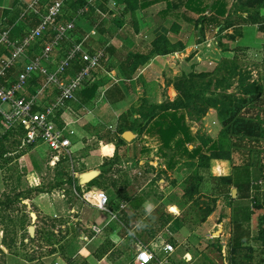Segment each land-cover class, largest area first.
Wrapping results in <instances>:
<instances>
[{
  "label": "crops",
  "instance_id": "1",
  "mask_svg": "<svg viewBox=\"0 0 264 264\" xmlns=\"http://www.w3.org/2000/svg\"><path fill=\"white\" fill-rule=\"evenodd\" d=\"M31 1L0 0V28L12 30L15 37L21 38L28 30L35 27L37 24L35 18L22 16L23 10ZM95 1L87 0V6L96 10L92 14L95 15L93 17L95 19L89 20L95 25V28L86 31L87 34H85L86 32L82 34L85 27L82 24V29L76 32L75 39L72 33L71 43L82 44L85 49L88 47L86 50L89 52L103 50L106 58L103 62V71L93 73L86 83L88 86L98 85L95 98L91 101L90 106H83L80 103L81 94L79 92L76 95V100L71 102H76L77 109L70 113L68 108L62 110L60 118L70 122V128L73 131L70 140L77 135L85 136L99 128H104L109 134L116 131L118 124L130 126L137 116L145 115L141 112L135 113L141 100L146 99L149 103L155 104L165 101L163 89L168 86V91H171L173 88L172 83L171 87L167 85L168 78L174 80L175 77L183 73L190 71L199 73L211 69L217 62L215 58L224 53L218 40L221 35L227 31L231 33L234 28L229 27L218 34L219 28L215 26L206 24L196 26L191 21L185 20L183 8L169 11L166 3L162 1L130 13L125 11V6L121 3L110 0L107 4L108 7L113 11H122L123 17L117 19L107 12L101 13L100 16ZM97 1L101 2V0ZM145 1L149 0H138V3ZM235 5L236 0L229 1V18L239 15L242 20H245L248 12L235 11ZM69 7L75 10L72 6ZM258 12L259 17L264 20V7L259 8ZM97 23L100 25L99 27ZM212 30L215 31L216 37L210 36ZM256 30V26L248 25L244 26L242 33L243 36L255 38L261 34ZM160 36H164L171 45L177 48L166 55L151 56L143 65H135L134 60H129L134 55L150 56L152 42ZM43 43L44 40L29 49L25 59L19 62L12 74L16 76L22 65L39 52ZM63 45L53 56V62L58 61L67 51ZM1 52L2 54L6 53L3 50ZM74 70L70 71V75L77 71ZM25 93L26 95L30 93L28 88ZM1 109L6 110L7 106H2ZM209 114L207 113L205 116L207 117ZM122 116H126V121L121 123L119 118ZM206 117H203L201 121H206ZM187 125L192 136L200 133V129L203 130L202 126L192 122L187 121ZM127 131L134 133L135 137L131 143L124 141L125 145L120 150V163L115 167H118L119 173H124V179L127 181L126 191L131 199L125 202L110 203L106 211H101L96 207V193L103 190L94 186L87 187V184L79 185L82 188V195L76 198L75 203L68 205L59 202V205L56 204V206L48 205L46 215L49 220L41 223L39 228L34 227V237L30 238L43 244L44 249L48 250L47 252L35 256L11 253L1 244L2 232L0 231V263L139 264L135 260L136 255L140 250H146L154 256L149 264H172L171 258L174 252L167 255L163 252L162 247L169 244L168 241L171 237L174 238L175 232L178 231L176 226L179 216L178 206L170 200L168 204H164L166 199H170L169 195H162V199L156 200L146 187L154 181L156 173L170 177L178 167L183 166L182 159H186V157L181 150L163 149L161 152L160 142L154 132L145 131L139 135L136 131ZM198 144V141H195L193 144H187L186 147L191 150ZM91 153V155H96L95 158L91 160L83 158L82 163L85 167H89V165L95 167L99 173L97 177H99L103 157L98 150ZM130 154L131 158L129 159ZM8 155L10 156V154ZM125 156L126 159H123ZM49 157L47 162L50 163ZM68 159L70 160L69 157ZM74 174L76 176V172ZM181 176L184 177V173ZM117 177L118 175H113L115 180ZM182 179L184 181L186 176ZM159 182H164V180L160 179ZM1 185L0 180V191ZM49 196L56 197L52 193L39 198H48ZM59 197L64 198L63 194ZM212 217L206 215L205 220L201 222L202 227L217 225L211 221ZM62 218L63 220H60ZM228 221L230 222V219ZM178 222L181 225V222ZM181 226V230H184L183 225ZM159 229L165 230L167 235L164 234V231L163 234L162 231H157ZM188 259H191V255L189 252H185L184 260L189 261Z\"/></svg>",
  "mask_w": 264,
  "mask_h": 264
},
{
  "label": "rangeland",
  "instance_id": "2",
  "mask_svg": "<svg viewBox=\"0 0 264 264\" xmlns=\"http://www.w3.org/2000/svg\"><path fill=\"white\" fill-rule=\"evenodd\" d=\"M48 1L49 0H47V2ZM252 3L254 5L257 4V2ZM73 12L74 10L69 6H65L59 23L69 21L73 16ZM90 12L77 19L73 31L74 39L77 37L76 32L79 29H82V24L85 26L84 30H82V34L95 28V25L89 21L91 18L95 19L93 18L95 15H92L93 13ZM227 23L234 28L231 33H228L227 31V33L221 35L218 40L224 53L222 56H217L215 58L217 60L216 64L206 72H213V69L221 65V62L224 60L234 61L238 66L240 77L235 79L233 87L228 91V93H233L238 79L245 83L257 81L261 84V82H263L264 31H260L261 29H259L257 25H253L256 26V31L261 34L255 38H252L251 36H243L242 31L244 30V26L252 24L242 22L239 15L231 16V18L225 22V25ZM97 25L98 27L100 26L98 23ZM261 28L264 29V25L261 26ZM87 32L85 34H87ZM210 36L216 37L214 30L210 32ZM41 41L42 40L38 42L41 43ZM71 42L70 37L69 40L62 43V45L64 44L63 48H70L69 45L74 44ZM86 49H88V47H86ZM12 77H15V75L13 74ZM167 81H169L167 84L169 86L173 82V80L169 78ZM163 95H165V101H174L177 98V92L173 88L171 91H168V86L163 89ZM66 109L69 113L75 111L77 109V104L69 103L65 110ZM207 113L210 114L207 117L205 116L206 121L194 119L196 120L194 123L203 127V130H199L203 138L206 140L211 139L213 141L218 140L220 130L223 126V123L221 122L223 119L220 118L218 113L214 110L210 109ZM62 120L61 117V124ZM0 123H3L2 119L0 120ZM110 137L111 136L107 134V131H105L104 128L89 132L85 134V136L77 135L73 137L71 139L72 146L70 150V160L68 162L62 159V161H55L54 164L47 162L49 153L44 146H39L35 149L33 148V150L29 149L24 155L18 159H11L10 162L9 160H0V180L2 184L0 201H4L6 194L14 195L16 192L30 191V189L34 187L44 186L45 188H49L54 184L64 183L61 185L62 191L56 189L51 190V192L48 193L49 195L54 193L56 196L55 198L49 196L48 198L40 199L39 197L45 194L30 193L29 195L28 193V199L23 200L21 203L22 205L19 203L12 205V209L15 211L10 213V221L6 217L7 213H1V216L5 219L3 220V218H0V231L4 228L7 229L8 227H12L10 230H14L15 233L12 242L13 245L8 249L9 252L35 256L48 251L47 249H44L43 244L30 240L31 238L28 233V228L30 226L39 228L41 223L49 220V217L46 215V208L48 205L56 206V204L59 205V202L68 205L75 203L77 191L67 183V180L70 177L77 179L80 175L96 171L95 167H91L92 165L85 167L84 163H82L83 158L89 160L95 158L96 155H91V152L98 150L100 155H102L103 163L100 166L101 172L108 171L109 167H105L104 163H108V165L113 163V161L116 160L115 156H119V159L121 160L120 150L122 149L121 147H118L115 142L110 143ZM231 143L232 142L229 144ZM3 144H5L7 146L6 148L10 149L9 151L11 152L10 156L7 155L5 158L10 159L22 151L20 148L15 152L13 137L9 138L8 141ZM244 145L245 144H242L241 146ZM248 147L249 146L241 147V150H249ZM250 147L254 150V152L250 154L253 161V170L254 172H260L258 175L261 177L259 179L261 182L259 181L257 183L260 186V192L263 195L264 171L262 172L260 169V163L264 162V152L259 151L261 149L259 146ZM225 149L230 151V146H225ZM124 152H126L125 149ZM203 152L209 155L206 148ZM229 156L231 157L228 158L224 156L221 160L211 158L207 161H200V165H203V167L206 166V168L203 169L196 168L200 167L199 161L197 160L191 161L189 159H182L184 161L182 164L183 166L178 167L174 174L168 177L164 176L165 174L156 173L154 181L146 187V189L154 195L156 200L162 199V195H169L168 198L170 197V199H166L164 204H168L172 201L178 206L179 216L177 217V220L181 222L184 230H181L182 226L177 221L176 226L178 231L175 232V237H171L168 241V243L175 249L171 258L172 264H264V233H262L263 238L261 239L260 226L258 225V219L262 217V214L264 216L263 211L256 212L253 216L251 235L255 238H260V240L249 242L252 246V252L248 251L246 247L233 252L230 245L231 224L228 219L231 217V207L250 204V201L238 200L237 194L235 193V196L233 195L235 189L232 186H221V183L216 182L212 177L216 176L217 178L229 179L231 178L235 167L245 164L240 152L230 151ZM130 158L131 154L129 156V159ZM123 159H126V156ZM257 159H260L261 162ZM257 161L260 163L257 164ZM179 162L181 163V161ZM114 171H116L115 173L118 175L115 180L116 182L112 183L111 180L113 179L110 180L108 178L111 176L106 175V182H104L103 185L111 187V190L113 191L125 190L127 188V181L124 179V173H119L118 167L114 168L113 172ZM74 172H76V176ZM182 173H184V177L186 176L184 181L182 179L184 177L181 176ZM200 174L203 178V182L199 188L198 194L194 193L193 195H190L189 191L196 187V179ZM160 179L164 180V182H159ZM253 181H256V179L254 178ZM112 184H116V187ZM63 192L66 193V196ZM57 193L59 195L63 194L64 198L59 197ZM161 206L163 207V205ZM160 211H162L161 208ZM30 213L36 214L37 219L35 222H32ZM206 215L213 216L211 221L217 223V225L212 227H202L201 222L205 220ZM60 220H63V218ZM157 231L162 230L159 229ZM163 231L165 232L164 234L167 235L166 231ZM7 241L10 242V239ZM185 252H189L191 255V259H188L189 261L184 260ZM250 256L251 260L249 263L246 257Z\"/></svg>",
  "mask_w": 264,
  "mask_h": 264
},
{
  "label": "trees",
  "instance_id": "3",
  "mask_svg": "<svg viewBox=\"0 0 264 264\" xmlns=\"http://www.w3.org/2000/svg\"><path fill=\"white\" fill-rule=\"evenodd\" d=\"M109 1L110 0H101V2L95 1L97 3L96 9L99 10V15L101 16V13L107 12L114 15L117 19L123 17L122 11H113L108 7L107 4ZM115 1L124 5L125 11H129L130 13L134 12L136 9H144L154 3L162 1L166 3L167 10L169 11L183 8V17H185V20L191 21L196 26L204 24L215 26L219 28L217 31L218 34H221L224 29L231 27L229 23L225 25V22L229 19L228 5L230 0H149L140 4L138 0ZM252 2H257V4L254 5ZM68 5L72 6L75 12L77 9L86 6L87 0L71 1L68 2L66 6ZM261 7H264V0H236L234 10L236 9L235 11L238 12H248L245 20H242L239 16L241 21L257 25V27L261 29L260 31H264V29L261 28V26L264 25V20L259 17L258 12V9ZM90 11L94 13L96 10L95 8L89 7L88 12ZM118 13H120V15H118ZM10 36L12 39L19 38L15 37L16 35L12 30H10ZM51 37L52 34L48 33L41 39V42L44 40L42 47ZM176 48L177 47L171 45L164 36H160L152 42L150 56L143 57L134 55L131 56L129 60H134L135 65H143L151 56L166 55ZM72 68L71 71L74 69L78 70L79 62H75ZM12 73L11 71L10 77L13 76ZM237 77H240L238 66L234 61L228 60L222 61L221 65L213 69V72L198 73L190 71L175 77L172 82V87L177 92V98L174 101H163L159 104H155L149 103L146 99L141 100L135 113L141 112L145 115L143 117L137 116L130 126L118 124L116 131L109 133V136H111L109 142H115L118 147L124 146L125 142L121 138V134L127 130L136 131L139 135L145 131L154 132L160 142L161 152L163 149L181 150L186 159L199 161L200 167H196L198 169L206 168V166L203 167V165H200V161H207L211 158L221 160L224 156L228 158L231 157L229 156L230 151L240 152L245 164L235 167L231 178L212 177L216 182L221 183V186H232L236 190L238 200L250 201V204L231 207L230 245L233 252L245 247L248 251L252 252V246L249 242L258 241L260 238L262 239V233H264V216L262 214V217L258 219L261 234L260 238H255L251 235L253 216L256 212L263 211L264 213V194H261L260 186L257 183L261 178L258 175L260 172H254L253 161L250 157V154L254 152L253 148L250 146H259L261 148L259 151L264 152V80L259 84L257 81L245 83L238 79L237 85L234 87V92L228 93L229 89L233 87ZM38 82L39 78L37 76H34L29 81L27 87L30 92L29 94L34 92L35 88L38 86ZM97 89L98 85L96 84L90 86L85 84L84 88L80 91V103H82L83 106H90L91 101L95 98ZM210 109L216 111L220 118L223 119L221 121L223 126L220 130L218 140H206L201 133L192 136L187 121L194 123L196 121L194 119L202 120ZM61 113L62 110L58 112L56 118V124L59 126L62 125L60 122ZM119 119L121 123L125 122L126 116H122ZM23 136L24 132L20 127L5 128L3 123H0V160H9L10 162L11 159H18L32 148L31 146L21 147ZM11 137L14 139L15 152L20 148L22 151L9 159L5 157L11 154L9 151L10 149H7V146L3 143L8 141ZM195 141H198L199 144L191 150H188L186 145L193 144ZM230 142L232 143L229 144ZM242 144L245 145L241 146ZM225 146H230V151L226 150ZM245 146H249V150H241V147ZM205 148L209 155L203 152ZM115 158L116 160L109 165L108 163H104L105 167H109L108 171L101 172L99 177L86 185L87 187L94 186L103 190L108 197V206L110 203L116 201L125 202L131 199L126 189L113 191L111 187L103 185L104 182H106V175L112 177H108L110 180L113 179L111 180L112 183L116 182L113 178L116 171L113 172V169L116 168L115 166L118 165L120 159L119 156H115ZM61 159L66 162L69 161L66 156L60 157V160ZM260 162L257 161V164ZM260 165V169L263 172L264 162L260 163ZM254 178L256 181H253ZM202 182L203 178L200 174L196 179V187L190 190L189 194H198ZM67 183L77 191V197L82 195V188L79 186L76 178H68ZM63 184L64 183L54 184L49 188H45L44 186L34 187L30 189V191L16 192L14 195L6 194L4 201H0V218H3L1 213L4 212L5 214L7 213L6 217L10 221V213L15 211L12 209V205L15 203L21 204L23 200L28 199L30 193L48 194L51 190L56 189L62 191L61 185ZM112 185L116 187V184ZM63 193L66 196V193ZM4 219L5 218H3V220ZM10 228L12 227H8L7 229L4 228L1 231V244L7 249H10L11 245H13L12 242L15 236L14 230H10ZM8 239H10V242L7 241ZM30 240L33 241L34 239ZM246 258L250 263L251 256Z\"/></svg>",
  "mask_w": 264,
  "mask_h": 264
},
{
  "label": "built area",
  "instance_id": "4",
  "mask_svg": "<svg viewBox=\"0 0 264 264\" xmlns=\"http://www.w3.org/2000/svg\"><path fill=\"white\" fill-rule=\"evenodd\" d=\"M71 1L75 0H32L22 16L35 18L37 24L21 38L12 39L8 29L0 28V116L6 128L20 127L23 130L21 147L31 146L33 149L44 146L50 154V164L62 156L70 157L72 146L70 122L62 120V125H57L58 112L76 100V95L93 73L103 71L106 58L103 50L89 52L82 44H72L58 61H52L62 43L70 39L77 19L89 11L86 5L77 9L69 21L59 23L64 7ZM48 33L52 37L22 65L12 80L11 71ZM2 50L6 53L2 54ZM75 62H79V68L70 75ZM34 76L39 78L38 86L32 94L26 95L28 83ZM2 106H7V109L2 110ZM96 199V207L106 211L107 195L97 192ZM162 250L167 255L174 252L170 244L163 245ZM153 259L152 253L146 250H140L135 258L139 264H149Z\"/></svg>",
  "mask_w": 264,
  "mask_h": 264
},
{
  "label": "water",
  "instance_id": "5",
  "mask_svg": "<svg viewBox=\"0 0 264 264\" xmlns=\"http://www.w3.org/2000/svg\"><path fill=\"white\" fill-rule=\"evenodd\" d=\"M135 137V134L130 132V131H126L124 132L122 135H121V138L126 142V143H131L132 140L134 139ZM98 172L97 171H91V172H88L86 174H83V175H80L78 177V184L81 185V186H84L86 184H88L89 182H91L93 179H95L97 176H98ZM235 193H236V190L233 191V195L235 196ZM30 217H31V220L32 222H35L37 217H36V214L34 213H30ZM34 231H35V228L34 226H30L28 228V233H29V236L31 238L34 237Z\"/></svg>",
  "mask_w": 264,
  "mask_h": 264
},
{
  "label": "bare ground",
  "instance_id": "6",
  "mask_svg": "<svg viewBox=\"0 0 264 264\" xmlns=\"http://www.w3.org/2000/svg\"><path fill=\"white\" fill-rule=\"evenodd\" d=\"M173 212H175V211H173Z\"/></svg>",
  "mask_w": 264,
  "mask_h": 264
}]
</instances>
